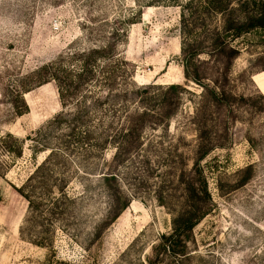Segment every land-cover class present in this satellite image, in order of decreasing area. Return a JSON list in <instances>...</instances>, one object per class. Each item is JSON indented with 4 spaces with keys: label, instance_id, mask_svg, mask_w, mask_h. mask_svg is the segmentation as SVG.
Wrapping results in <instances>:
<instances>
[{
    "label": "rangeland",
    "instance_id": "374dc122",
    "mask_svg": "<svg viewBox=\"0 0 264 264\" xmlns=\"http://www.w3.org/2000/svg\"><path fill=\"white\" fill-rule=\"evenodd\" d=\"M185 1L0 0V264H151L154 246L172 229L173 214L160 198L181 202L198 146L210 150L201 166L213 207L195 226L187 255L162 253L161 264H264V28L231 41L239 52L229 59L207 47L221 16L200 12L201 79H188ZM233 5L240 14L239 1ZM114 28L126 30L115 37L117 52L129 61L134 81L180 84L179 103L167 129L146 130L142 154L150 162L132 155L115 161L114 146L101 154L99 175L116 174L131 199L119 216L109 215L113 182L98 184L71 156L72 166L59 169L70 177L65 212L33 217L19 188L47 157L34 142L62 108L56 83H40L33 73L70 49L101 44ZM24 100L28 110L21 114ZM9 133L24 139L22 155L3 149ZM61 176L43 185L46 198Z\"/></svg>",
    "mask_w": 264,
    "mask_h": 264
},
{
    "label": "trees",
    "instance_id": "16d2710c",
    "mask_svg": "<svg viewBox=\"0 0 264 264\" xmlns=\"http://www.w3.org/2000/svg\"><path fill=\"white\" fill-rule=\"evenodd\" d=\"M186 0L181 4V36L184 74L188 79L200 81L199 56L205 50L203 41L196 36L197 16L200 12L220 15V24L209 30L208 49L211 53L236 58L238 50L231 41L254 29L264 28V3L257 0ZM114 28L101 44L73 48L59 58L44 64L35 75L40 83L53 80L59 92L61 110L45 125L35 139V151H49L19 192L29 202L33 217L62 214V204L69 200L67 186L69 176H61L59 169L75 157L88 175H96L98 184L103 181L111 185L112 203L109 215L112 219L129 206V195L123 194L116 184V174L100 176L98 164L101 154L108 146H114V160H128L129 155H143L145 134L148 128L159 126L167 129L170 115L179 103L177 93L180 84L138 85L133 78L129 61L117 52L115 37L126 30ZM210 53V52H209ZM25 113L28 104L23 101ZM5 151L14 156L23 153L24 139L9 133L2 139ZM146 152V150H145ZM209 149L198 146L188 177L182 180L181 202L172 198H160L161 203L173 214L172 229L163 234L154 246L157 255L151 264H161L160 256L167 253L173 257L187 255V247L195 226L207 216L213 207L211 193L201 166ZM133 160L132 158L130 161ZM134 161V160H133ZM150 162L149 155L145 157ZM187 166V162H184ZM56 178L50 185V192H43V185ZM49 191V189H48ZM41 237V236H39ZM37 244L45 245L38 238Z\"/></svg>",
    "mask_w": 264,
    "mask_h": 264
}]
</instances>
